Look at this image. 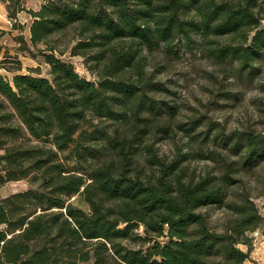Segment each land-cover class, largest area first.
Masks as SVG:
<instances>
[{"label":"trees","instance_id":"16d2710c","mask_svg":"<svg viewBox=\"0 0 264 264\" xmlns=\"http://www.w3.org/2000/svg\"><path fill=\"white\" fill-rule=\"evenodd\" d=\"M0 3L11 20L24 11L20 0ZM259 8L258 0H49L30 11L22 50L43 47L51 78L8 68L0 46V69L17 73L0 72V187L30 184L0 201V264L250 260L251 235L263 221L251 192L231 163L197 176L190 154L162 156L156 138L174 131L175 107L154 95L167 91L157 70L181 45H199L233 78L259 75ZM67 53L98 81L59 57ZM210 143L241 154L250 169L264 158V133L217 135ZM209 208L231 213L221 230Z\"/></svg>","mask_w":264,"mask_h":264},{"label":"rangeland","instance_id":"374dc122","mask_svg":"<svg viewBox=\"0 0 264 264\" xmlns=\"http://www.w3.org/2000/svg\"><path fill=\"white\" fill-rule=\"evenodd\" d=\"M47 1L49 0H20L24 11L20 12L17 21L8 17L6 5L0 3V33H4L0 41L3 49L1 60H5L10 69L22 66L18 74L51 78L50 66L41 55L43 47H32L31 53L25 52L19 40L22 37L27 42L30 41V24L33 19L30 11L39 10ZM258 2V10L263 18L261 28L264 29V0ZM55 44L60 45L61 49L65 48L61 42H53ZM178 51V55L172 56L157 70V81L163 83L167 91L154 96L168 106L175 107L171 123L174 131L169 136L158 135L157 147L160 154L170 161L176 156L190 154V170L195 171L197 176L215 174L221 169L224 171V163H231V174L243 180L244 184L241 186L247 187L251 192L263 218L261 228L256 232L258 235H251L253 249L250 260L245 264H264V258L260 256L258 249L264 238V158L250 169L243 166L241 154H230L210 143L217 135L236 138L242 134L264 133V64L255 78L239 80L212 66L199 45L192 49L181 45ZM59 57L72 63L82 77L98 81L97 77L87 71L82 58H73L68 53ZM0 72L8 79L17 74L5 69H0ZM185 130L191 131L188 133ZM218 154L224 155L220 157L221 161L216 159ZM29 187L27 180L7 183L0 187V201L12 194L26 191ZM76 198H73L74 202ZM207 211L216 230H221L231 218V213L226 209L209 208ZM140 233L144 234L143 228ZM133 247L141 248L136 245ZM240 248L248 250L244 245Z\"/></svg>","mask_w":264,"mask_h":264},{"label":"crops","instance_id":"0c3cea01","mask_svg":"<svg viewBox=\"0 0 264 264\" xmlns=\"http://www.w3.org/2000/svg\"><path fill=\"white\" fill-rule=\"evenodd\" d=\"M34 11H38V10H34ZM30 26H31V24H30ZM258 249H259L260 256H262L264 258V238L262 241H260Z\"/></svg>","mask_w":264,"mask_h":264},{"label":"built area","instance_id":"2783aa9c","mask_svg":"<svg viewBox=\"0 0 264 264\" xmlns=\"http://www.w3.org/2000/svg\"><path fill=\"white\" fill-rule=\"evenodd\" d=\"M255 235L257 236V235H258V233H255Z\"/></svg>","mask_w":264,"mask_h":264}]
</instances>
